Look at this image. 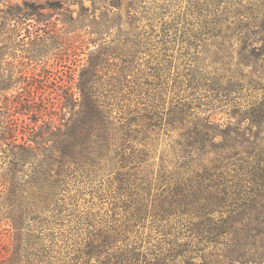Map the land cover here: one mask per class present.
I'll use <instances>...</instances> for the list:
<instances>
[{"label": "trees", "instance_id": "1", "mask_svg": "<svg viewBox=\"0 0 264 264\" xmlns=\"http://www.w3.org/2000/svg\"><path fill=\"white\" fill-rule=\"evenodd\" d=\"M94 2L101 10L93 30L98 49L81 70L80 100L63 91L65 104L79 106V126L62 130L51 117L44 120L56 98L32 84L15 95L0 89V207L15 231L6 264H196L210 246L225 248L216 258L224 264H258L264 257L259 168L230 187L210 180L222 170L243 171L228 142L248 111L226 114L238 121L225 127L205 114L233 101L218 73L230 41L239 44L237 66L254 74L264 63V0H256L255 11L237 0H169L156 5L159 13L145 11L141 29L129 4L123 19V0ZM159 130L179 133L173 149L179 163L166 155L157 168L150 162ZM217 138L227 154L206 159ZM71 167L83 184L107 174L106 188L96 194L107 203L101 212L65 214L61 192ZM181 176L187 184L195 179L196 188Z\"/></svg>", "mask_w": 264, "mask_h": 264}, {"label": "rangeland", "instance_id": "2", "mask_svg": "<svg viewBox=\"0 0 264 264\" xmlns=\"http://www.w3.org/2000/svg\"><path fill=\"white\" fill-rule=\"evenodd\" d=\"M237 1L244 9L257 7L256 0ZM153 2L152 0H123L120 12L125 20L127 4L131 5L134 8L131 12L141 17L138 21L141 29L147 23L145 11L147 13L152 7L155 11L156 5H169V0ZM251 4L253 6H250ZM171 11L175 10L170 9ZM249 13L251 14L250 11ZM100 14L101 10L94 0H0V89L4 90L1 92L15 95L28 83L32 84V89L38 87L49 97L56 98L54 108L48 112L51 114L45 116L44 120H49L51 117L62 130H66L65 125H68V131L73 126H79L80 114L76 113L79 111V106L73 108L65 104L63 91L68 88L74 94V98L80 100L78 83L81 82V70L99 45L93 30ZM26 15L28 16L23 19ZM142 16L145 17L142 19ZM41 18L46 25L37 24V20ZM17 19H22L23 22L13 21ZM127 27L123 26V29ZM236 40L237 38L230 41L232 46L230 52L226 49V53L222 54V57L228 56V59H224L225 70L218 71L224 78L221 83L229 90L230 99L233 101L224 104L222 109L215 105L214 110L205 114L211 115L213 123L225 127L229 122L237 124L238 121V117L228 119L226 114H234L235 110L243 114L245 110L248 111L246 117L249 120L246 119L239 128H236L237 135H232L228 142L235 148L238 154L237 159L244 165L243 171L234 174L230 169L226 174L223 170L210 174V180L214 184L225 182V185L229 187L233 182L235 184L241 179H246L245 176H249L248 173L253 171V167L259 168L256 182L261 183L264 180V108H256L259 101H264V63L258 62L256 65L258 71L254 74L251 73V67L237 66L239 44ZM201 57L205 59L204 64L208 65L210 62L206 58L208 56L204 53ZM157 134L151 137L153 151L150 162L154 164V168H157L163 155H166L170 162L179 163L181 158L173 157V149H176L175 142L181 140L179 133L173 131L171 134H166L159 130ZM221 144L222 140L217 138L214 145L208 148V155L205 158L214 160L219 155L227 154V151L221 150ZM199 156L204 158L201 152ZM246 163H249V167L245 165ZM189 176L194 177V175ZM107 177V174L99 175L91 184H83L80 183V173L71 167L65 179L64 191L61 192V196L66 197L63 200L68 209L65 214L73 213L75 216H80L88 209L96 213L101 212L100 208H106L107 203L101 204L96 194H100L102 189L106 188ZM186 178L189 177L181 176L182 183L195 189V179H190L192 184H187ZM200 178L203 177L200 175ZM5 210L0 207V264L7 263L6 259L11 254L15 235L11 223L3 215ZM226 216L225 214L223 217ZM186 220L189 221V218ZM195 222L197 220L192 221V224ZM63 230H67V227ZM223 250L225 248L222 246H210L205 249L206 259L204 261L196 259L194 262L224 264L221 258L216 259ZM258 264H264V257Z\"/></svg>", "mask_w": 264, "mask_h": 264}]
</instances>
